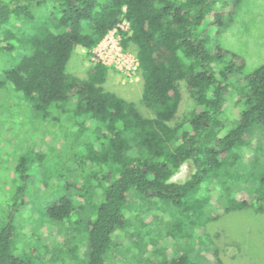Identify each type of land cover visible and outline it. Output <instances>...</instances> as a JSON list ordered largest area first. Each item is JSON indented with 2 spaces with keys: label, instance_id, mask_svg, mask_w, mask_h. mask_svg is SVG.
Here are the masks:
<instances>
[{
  "label": "trees",
  "instance_id": "1",
  "mask_svg": "<svg viewBox=\"0 0 264 264\" xmlns=\"http://www.w3.org/2000/svg\"><path fill=\"white\" fill-rule=\"evenodd\" d=\"M241 1L0 0V93L12 85L27 104L24 113L48 124L62 126L64 114H70L76 128L72 147L78 153L72 164L48 162L46 152L32 145L17 155L11 202L6 218H0V264H61L70 259L108 264L105 255L117 234L133 233L125 212L129 193L138 200L173 201L191 222L200 224L208 203V198L198 197L202 185L240 179L237 149L251 142L252 126L264 123V65L243 75V83L234 87L233 76L242 72L245 60L216 42ZM124 21L129 29L122 31L121 43L137 47L142 102L154 111L153 117L105 88L108 66L102 60L93 62L85 75L67 70L79 45L91 56ZM184 88L195 108L174 122ZM90 129L95 136L80 144ZM187 161L195 164V172L184 182L172 181ZM253 162L256 168L259 162ZM36 172L39 178L33 180ZM76 172L79 181L68 182ZM251 175V192L264 212V171ZM36 183L41 209L53 234H59L58 243L53 248L22 245L23 254L17 255L16 215L34 197ZM98 188L100 203L95 201ZM223 203L224 212L249 206L242 194L229 195ZM76 209L83 219H74ZM80 234L89 240L84 256L77 243ZM143 241L142 236L135 242L147 257L142 264H195L190 250L179 255L161 242L143 251ZM217 264L225 262L218 257Z\"/></svg>",
  "mask_w": 264,
  "mask_h": 264
},
{
  "label": "rangeland",
  "instance_id": "2",
  "mask_svg": "<svg viewBox=\"0 0 264 264\" xmlns=\"http://www.w3.org/2000/svg\"><path fill=\"white\" fill-rule=\"evenodd\" d=\"M128 29L129 24L125 21L120 25V29L110 31L106 38L91 50V56L87 48L79 45L67 65V70L70 73L85 75L89 66L100 56L108 66L105 88L135 102L143 115L153 117L154 111L142 102L143 79L137 60V47L132 43L124 47L121 43L122 31ZM221 29L216 42L245 60L242 72L233 76L236 87L243 83V75L250 74L264 65V0H242L234 10L231 23ZM9 87L0 93L1 219L6 218L7 205L11 202L17 155L26 150L28 145L46 152L48 162L63 160L72 164L78 155L72 147L76 141H73L71 135L76 128L70 114H64L62 126L58 123L48 124L33 116L31 118L24 113L26 102L19 93L11 89L12 85ZM230 107L228 106V112L231 113L233 108ZM194 108L195 101L184 88L182 104L174 122L183 121ZM249 133L252 135L251 142L237 149L242 163L236 169L244 177L241 175L240 179H229L225 183L221 180H209L202 185L198 197L208 198V203L200 224L191 222L183 209L173 201L160 197L138 200L134 193H129L125 212L132 222L128 229L133 233L131 236H126L125 232L117 234L115 246L105 255L108 264L145 263L147 257L135 243L139 238L141 241L142 236L145 240L143 251L151 250L152 244L162 242L169 252L177 251L179 255L182 251L190 250L195 264H217L218 257H221L225 264H264V212L258 210L256 196L251 192L255 184L251 174L254 170L264 171V123L255 124ZM94 136L91 129L87 130L80 141ZM256 159L259 163L254 168L253 161ZM195 170V164L187 161L171 180L184 182ZM38 174H32L33 180L39 178ZM67 179L68 182L74 183L79 181L80 175L76 172L73 176L70 174ZM39 186L40 183L33 186L34 197L24 204L16 215L17 231L20 232L17 237V242L20 243L17 255L23 254L22 245L26 249L33 245L45 244L53 248L58 243L59 234H53L54 227H49L41 209L42 201L40 204L39 198L42 193ZM68 192L71 194L73 188ZM234 194L247 196L249 206L224 212L226 204L223 201ZM101 200L102 189L98 188L95 201L100 203ZM74 214V219L84 218L81 210L76 209ZM139 220L146 223L140 225ZM136 233H139L140 237L138 235V238H135ZM128 237L133 241H128ZM77 243L82 246L83 256L87 254L88 238L80 234ZM149 259L154 260L155 256ZM61 264H82V259H70Z\"/></svg>",
  "mask_w": 264,
  "mask_h": 264
},
{
  "label": "built area",
  "instance_id": "3",
  "mask_svg": "<svg viewBox=\"0 0 264 264\" xmlns=\"http://www.w3.org/2000/svg\"><path fill=\"white\" fill-rule=\"evenodd\" d=\"M124 22H125V21H124ZM126 22H127V21H126ZM105 38H106V37H105ZM105 38H104V39H105ZM104 39H103V40H104ZM103 40H102V41H103ZM102 41H101V42H102ZM101 42H100V43H101ZM100 43H99V44H100ZM99 44H98V45H99ZM95 53H96V52H95ZM97 55H98V53H97ZM97 58L100 59V60H102V61L106 64V62H105L103 59H101L100 56H99V57L97 56ZM98 59H97V60H98ZM137 60H138V59H137ZM138 63H139V62H138ZM138 65H139V64H138Z\"/></svg>",
  "mask_w": 264,
  "mask_h": 264
}]
</instances>
